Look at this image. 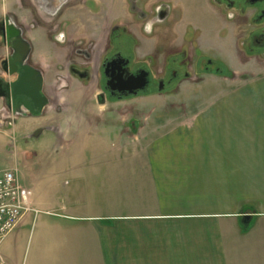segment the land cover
<instances>
[{
	"label": "crops",
	"instance_id": "obj_1",
	"mask_svg": "<svg viewBox=\"0 0 264 264\" xmlns=\"http://www.w3.org/2000/svg\"><path fill=\"white\" fill-rule=\"evenodd\" d=\"M254 16L245 15L247 25ZM253 56L245 66L258 63ZM230 85L219 106L198 108L191 122L119 139L96 187L76 179L81 201L60 206L67 224L52 225L29 264H264V78ZM6 248V264H18Z\"/></svg>",
	"mask_w": 264,
	"mask_h": 264
},
{
	"label": "rangeland",
	"instance_id": "obj_2",
	"mask_svg": "<svg viewBox=\"0 0 264 264\" xmlns=\"http://www.w3.org/2000/svg\"><path fill=\"white\" fill-rule=\"evenodd\" d=\"M105 1L113 3V12L118 10V0ZM87 4L91 6V0H87ZM5 10L20 13L22 9L15 0H0V14ZM230 15L235 19L225 17L227 14H169L162 22L146 27L152 14H146L145 21L136 14H107L106 30L117 17L116 21L136 39V61L142 63L151 59L148 63L156 77L163 74L167 57L177 53L184 55L182 65L188 77L167 86L161 93L154 91L121 101L107 100L103 104L96 101L99 90L92 85L68 81L69 84L61 87L53 100H56V114L48 109L43 120L23 119L16 129L3 128L4 131H0V169H17L23 188L22 203L33 210L28 213L24 224L0 243V252L7 246L4 250L7 258H17L18 264L27 261L29 264L39 250L37 245L42 237H51L52 225L58 221L67 224L57 217L63 213L60 206L81 201L82 184L76 179L85 178L89 188L96 187V177L106 170L105 166L113 165L105 164L103 160L116 153L119 139L142 140L153 128L158 129L157 135H162L171 124L191 122L192 113L198 108L213 106L217 102L219 106L220 98L234 89L230 85L232 82L241 84L246 79L264 78V56L251 57L260 62L259 65L252 60L254 66L244 65L249 60V53L244 51L241 42L246 38L244 18L239 20L237 14ZM215 17L223 20V27ZM105 34L103 38L107 31ZM40 42L41 39L35 41L36 54L45 58L46 48ZM65 50L64 59L60 57L64 52L63 45L55 50L50 78L68 77L66 58L69 57V48ZM263 52L264 48L254 50L258 54ZM205 59L220 64L216 66L222 75L213 73L215 66L205 72ZM98 60L91 62L94 71ZM75 61L83 63L79 59ZM56 66V72H53ZM66 110L68 119H72L73 114L72 122H67L61 115ZM77 112L80 115L74 118ZM97 112L100 114L96 121L93 115ZM106 120H112L111 124H106ZM59 133L64 136L60 137ZM17 231L19 234L14 245ZM50 250V244L41 249Z\"/></svg>",
	"mask_w": 264,
	"mask_h": 264
},
{
	"label": "flooded vegetation",
	"instance_id": "obj_3",
	"mask_svg": "<svg viewBox=\"0 0 264 264\" xmlns=\"http://www.w3.org/2000/svg\"><path fill=\"white\" fill-rule=\"evenodd\" d=\"M15 3L21 7L20 13L6 10L0 14L2 128L17 125L23 119L43 120L48 109L56 114V100H53L60 88L69 84L68 81L92 85L99 90L95 95L96 101L103 104L107 100L121 101L154 91L161 93L178 80L187 79L188 73L182 65L185 61L183 54L167 57L166 68L159 77H156L149 66L148 60L151 59L142 63L136 61V39L128 33L126 27L116 21L117 17L106 30L107 14H136L143 21L147 18L146 14H152L151 19L146 21V27L162 22L169 14H227L225 17L231 20L235 17L230 14H237L239 20L244 18L242 23L246 38L241 41L244 51L264 56V52L254 53V50L264 48V0H118L116 12H113V3L105 0H91V6H88L87 0H15ZM246 14H255L249 25L245 22ZM227 18H224L225 21ZM214 19L223 27V20L217 17ZM106 31L107 36L103 38ZM37 39H41L46 48L45 58L36 54ZM59 45H63V51L69 48L66 79H53L49 76L56 59L55 50ZM65 51L64 54L60 53L63 59ZM196 51L198 54V50ZM13 57L19 61V68L14 67ZM96 58H99L98 67L94 71L91 62L94 63ZM78 59L83 63L75 61ZM204 64L205 72H210L209 68L215 66L213 73L222 75V71L216 66L220 64H214L210 59H205ZM56 69L57 66L53 72ZM34 72L40 75V81L39 96L32 102L27 95L32 93L29 73L31 75ZM140 75H146L147 81L142 89L128 86V78L137 79ZM18 76H24L25 82H21L19 86L18 107H11L6 101V84L17 80ZM39 105L42 107L38 112ZM36 112L38 113L35 114Z\"/></svg>",
	"mask_w": 264,
	"mask_h": 264
},
{
	"label": "built area",
	"instance_id": "obj_4",
	"mask_svg": "<svg viewBox=\"0 0 264 264\" xmlns=\"http://www.w3.org/2000/svg\"><path fill=\"white\" fill-rule=\"evenodd\" d=\"M0 117V128L3 126ZM23 188L18 180V171L15 167L0 169V243L11 233L24 215L33 209L22 203ZM0 264H6L0 254Z\"/></svg>",
	"mask_w": 264,
	"mask_h": 264
},
{
	"label": "water",
	"instance_id": "obj_5",
	"mask_svg": "<svg viewBox=\"0 0 264 264\" xmlns=\"http://www.w3.org/2000/svg\"><path fill=\"white\" fill-rule=\"evenodd\" d=\"M12 63H13L15 68L20 67L19 61L16 60V58H14V57L12 59ZM10 65H12L11 62H10ZM11 75L12 74H10V76ZM39 81H40V75L37 74V72L31 73V75L29 73V83L32 86V93L28 94L27 97L32 102H35V100H37V98L39 96ZM21 82H25L24 76L22 78H21V76H18L17 80H14L12 82H8L6 84V91H7L6 101H8V103L11 107H16V106L18 107V105L20 103V101H19L20 100L19 86H20ZM146 82H147L146 81V75H144V76L140 75L137 79L131 77V78H128L126 81V83L129 84L128 86H130L134 89H142L143 86L146 84ZM42 105L37 106L38 112L41 110ZM38 112H36L35 114H37ZM248 220H250V216L246 215L243 217L242 224L244 227L248 226Z\"/></svg>",
	"mask_w": 264,
	"mask_h": 264
}]
</instances>
